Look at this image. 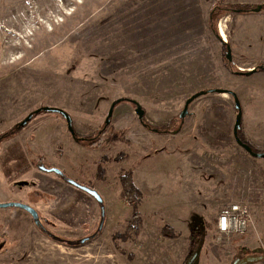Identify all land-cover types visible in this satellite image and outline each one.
Returning a JSON list of instances; mask_svg holds the SVG:
<instances>
[{
	"label": "rangeland",
	"instance_id": "obj_1",
	"mask_svg": "<svg viewBox=\"0 0 264 264\" xmlns=\"http://www.w3.org/2000/svg\"><path fill=\"white\" fill-rule=\"evenodd\" d=\"M212 3L0 0V202L29 204L40 222L24 209L0 208V264H185L192 243L201 246L194 264L264 256V159L234 137V97L204 94L180 118L194 94L232 90L242 134L264 152V70L239 75L264 66V15L240 18L233 9L248 7ZM209 20L213 30H230L231 62ZM123 98L170 132L149 130L136 105L122 101L102 133ZM44 106L68 112L76 137L57 113L16 129ZM99 134L100 146L79 140ZM10 148L23 154L21 167L2 164ZM41 166L96 189L103 203ZM129 169L143 193V223L125 241L116 235L134 213L120 183ZM235 202L249 206L252 221L245 234L227 236L218 218Z\"/></svg>",
	"mask_w": 264,
	"mask_h": 264
},
{
	"label": "water",
	"instance_id": "obj_2",
	"mask_svg": "<svg viewBox=\"0 0 264 264\" xmlns=\"http://www.w3.org/2000/svg\"><path fill=\"white\" fill-rule=\"evenodd\" d=\"M262 6H258L257 10H261ZM227 59L228 61H232V52L230 50V48H228V52H227ZM258 69L264 70V66H259ZM258 69H253L245 74H252L256 71H258ZM207 93H228L231 94L234 99H235V107L238 111V114L236 116V121H235V125H234V130H233V134L234 137L237 141V143L242 146L249 154H251L254 157L257 158H262L264 159V152H256L253 150L252 146H250L249 144L245 143L239 136V130L242 128V117H243V112H242V106H241V102L237 96V94L232 91V90H228V89H211V90H207V91H201L198 92L196 94H194L193 96H191L190 98L187 99L184 109L183 111L180 113V118L181 119H185L188 114H189V108L190 105L200 96L207 94ZM122 101H128V102H132L134 105H136V113L139 116V119L141 120V122H144L145 119V115H146V111L144 110V108H142V106L133 99H129V98H125V99H119L115 102H113V104L110 107L109 110V114L106 118L105 121V127H107L110 123V120L113 116L114 110L117 106L118 103L122 102ZM43 112H48V113H58L61 116H63V118L66 120L69 131L71 132V134L76 137V131L74 129L73 126V122H72V118L70 116V114L68 112H66L65 110H63L62 108H58V107H52V106H44V107H40L37 110L31 112L22 122H20L17 126V128H22L24 126H26L33 118L34 116H37ZM1 139V138H0ZM42 170L44 171H48V172H55L60 176H65V174L63 173L62 170L52 167V168H47L45 166H41L40 167ZM66 177V176H65ZM69 183L73 184L74 186L86 191L87 193L91 194L92 196H94L98 202L100 204L103 203L102 197L101 195L98 193V191L94 188H91L87 185H84L82 183H79L76 180H73L71 178H67ZM9 207H15V208H21L26 210L28 213H30L32 215V217L35 219V223L39 224V214L38 211L33 208L32 206H30L29 204L23 203V202H19V201H10V202H0V208H9ZM102 217L104 218V212L102 213ZM103 226V222L101 223V228ZM85 239L82 240V242H84ZM201 252V246H198L197 249L195 250V252L193 253L192 257L189 259V261L186 264H194V262L197 260L199 254ZM264 256H259V255H248L245 256L243 258H238L234 261L233 264H248L251 262H256V261H260L263 259Z\"/></svg>",
	"mask_w": 264,
	"mask_h": 264
},
{
	"label": "trees",
	"instance_id": "obj_3",
	"mask_svg": "<svg viewBox=\"0 0 264 264\" xmlns=\"http://www.w3.org/2000/svg\"><path fill=\"white\" fill-rule=\"evenodd\" d=\"M217 9H219L218 6H215L213 11H217ZM232 10V9H229ZM233 11H238V12H247L250 11V9L248 8H235L233 9ZM214 15H212L213 18ZM261 70V69H258ZM125 99V98H123ZM132 103V102H131ZM43 113H48V112H43ZM42 114V113H41ZM58 114V113H57ZM40 115V114H39ZM143 125L145 127H147L149 130L154 131V132H163V133H167L170 132L169 127H154L151 124H149L145 119L143 122ZM25 127V126H24ZM23 128V127H22ZM22 128H16L18 130L22 129ZM107 127L103 126L102 133L105 132ZM18 130H16L15 132H17ZM242 129L239 130V136L240 138L247 144H249L251 146V144L246 140V138L244 137V134H242L241 132ZM102 134L98 135V136H94L92 135L91 137H82L79 136V140L82 143L88 144L90 146H100L102 145V138H101ZM115 136V134H114ZM111 140H107V143L110 142ZM254 151H256V149L254 147H252ZM10 148L7 151V154H5V156L3 157L2 160V164L3 165H9V163H12L15 165V167H21L22 165H20L18 161V158H24L23 154L21 153L20 149H13ZM15 150V152H13ZM257 152V151H256ZM117 159V158H116ZM104 160H109V158H104ZM119 160V158H118ZM16 161V162H15ZM10 172V170L8 171ZM103 170H100V173H102ZM120 183L122 185V192H123V196L126 200H128L134 208V213H133V218L128 226V229L126 231L125 234H118L116 235L118 238H121L122 240H129L132 239L133 237L137 236L142 228V223H143V219L141 216V213L139 212V206L142 203L143 200V193L142 191L137 187V185L134 182V176H133V170L129 169L126 170L125 172H123L120 175ZM166 233L172 234V228L170 226H167L165 229ZM194 240V236H192V239ZM192 242V241H191ZM197 248H195L194 243L191 244L190 250H189V254L186 257V261L185 264L189 261V259L192 257L193 253L195 252Z\"/></svg>",
	"mask_w": 264,
	"mask_h": 264
},
{
	"label": "built area",
	"instance_id": "obj_4",
	"mask_svg": "<svg viewBox=\"0 0 264 264\" xmlns=\"http://www.w3.org/2000/svg\"><path fill=\"white\" fill-rule=\"evenodd\" d=\"M251 221L249 206L246 203L235 202L221 211L217 226L224 235H243L250 227Z\"/></svg>",
	"mask_w": 264,
	"mask_h": 264
},
{
	"label": "crops",
	"instance_id": "obj_5",
	"mask_svg": "<svg viewBox=\"0 0 264 264\" xmlns=\"http://www.w3.org/2000/svg\"><path fill=\"white\" fill-rule=\"evenodd\" d=\"M205 1L208 4L211 3V5H212L213 4L212 2H214L216 0H205ZM231 1H233L234 3H240V5L246 6V7H248L250 9V11H247V12H240V13L239 12H235L236 15L238 17H240V18H243V17H255L256 18L257 16H261L262 17L264 15V0H231ZM258 6H262V9L261 10H257ZM233 20H235V19H231V23L233 22ZM209 23H210V20L208 21V24H207L208 28L213 30L212 27L209 25ZM207 26L203 25L201 27V29L205 30ZM208 28H207V30H208ZM227 29H228L227 27H226V29H224L221 26H218L217 30L215 29L212 32L214 33L216 38L219 39V41L222 44V46H223V44H225L228 48H230V50L232 52V48H233L234 44H232V42L230 41V38H231L230 37V30L227 31ZM223 48H224V46H223ZM254 68H255V66L250 68V70H253ZM239 75H251V74L240 73ZM219 94H225V93H219ZM185 259H186V257H185ZM260 264H264V259L260 260Z\"/></svg>",
	"mask_w": 264,
	"mask_h": 264
},
{
	"label": "flooded vegetation",
	"instance_id": "obj_6",
	"mask_svg": "<svg viewBox=\"0 0 264 264\" xmlns=\"http://www.w3.org/2000/svg\"><path fill=\"white\" fill-rule=\"evenodd\" d=\"M223 46H224V48L227 50V52H228V47L225 45V44H223ZM243 253H245L244 251H243Z\"/></svg>",
	"mask_w": 264,
	"mask_h": 264
},
{
	"label": "bare ground",
	"instance_id": "obj_7",
	"mask_svg": "<svg viewBox=\"0 0 264 264\" xmlns=\"http://www.w3.org/2000/svg\"><path fill=\"white\" fill-rule=\"evenodd\" d=\"M224 33V32H223Z\"/></svg>",
	"mask_w": 264,
	"mask_h": 264
}]
</instances>
